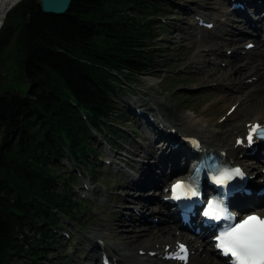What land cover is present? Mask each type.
Wrapping results in <instances>:
<instances>
[{"label": "trees", "instance_id": "16d2710c", "mask_svg": "<svg viewBox=\"0 0 264 264\" xmlns=\"http://www.w3.org/2000/svg\"><path fill=\"white\" fill-rule=\"evenodd\" d=\"M164 12L151 0H72L68 13L48 15L24 0L7 17L0 52L10 45L20 55L34 88L26 101L0 96V264L24 252L41 257L40 244L53 243L49 226L59 224V215L79 213L71 187L76 174L66 179L59 172L66 154L86 164L96 153L80 111L98 131L108 127L119 136L110 125L119 112L117 87L161 67L162 27L153 16ZM3 81L0 74V90ZM30 232L40 239L31 242Z\"/></svg>", "mask_w": 264, "mask_h": 264}, {"label": "bare ground", "instance_id": "6f19581e", "mask_svg": "<svg viewBox=\"0 0 264 264\" xmlns=\"http://www.w3.org/2000/svg\"><path fill=\"white\" fill-rule=\"evenodd\" d=\"M20 1L0 0V30L5 24L8 13ZM238 1L246 3L251 14L240 9L235 13L241 18H235L222 7L223 1H196L202 7L201 9L213 4L218 12L224 14L222 16L226 18V23H223L219 18L221 15L210 12L206 14L209 18L207 21L214 23L217 31L206 36L204 44L207 45L208 54L199 51L195 56L197 60L193 62L197 65L196 78L198 80L209 77L212 82L219 84V92L216 93V96L227 91L237 92L221 98L223 102L228 103V101L234 100L239 104L231 117L225 121V123L233 121L231 128L222 133L220 130L210 127V122L206 121L204 116L201 120L182 117L179 121L180 124L174 125L155 114L153 115L156 116L157 121L154 123L146 119L145 113L140 116L136 115L138 120L143 121V125L152 126L156 137L147 136L144 145L135 153L136 157L142 156L145 161L143 164H137V170L140 172L139 178L129 180L122 186L128 195L123 197L120 202L127 204L125 207L132 209L128 212H131L130 218H126L124 212L116 210L119 219L112 227L110 234L106 235L98 231L92 237L84 239L85 243L92 245L91 252L96 259L100 253L101 255L107 253L109 256L115 257L119 264H177L163 260L161 255L164 254L166 246H174L177 241L186 240L194 251L190 264H224L217 258V253L213 250L208 237L202 238L201 241H199V237L189 240L184 239L182 233H177L174 215L162 202V197L164 187H167L170 181L178 177L177 170L179 168L182 170L185 165L192 164L194 157L198 156L186 144L180 143V136L172 133L174 130L183 136L200 138L205 145L204 148L216 154L226 152L227 155L235 157L236 154L244 153L241 148H235V144L237 138L245 133L247 124L264 123V11H262L264 0L260 3L258 0ZM253 16L255 17L253 18ZM197 23L191 27L190 36L192 37L195 35L194 31H201ZM252 42L257 44L256 48L247 51L246 46ZM228 50L233 51L230 56L227 53ZM185 53L187 55L183 57L184 61L193 57L191 51L186 49ZM207 55L215 57L214 63L205 59ZM224 63L228 66L227 68L222 67ZM254 77L257 78V82L253 81L252 84H249L248 79ZM155 102L159 103V101ZM136 103L129 104V107H135ZM144 106L146 105H138L137 108ZM144 109L145 112L153 111L150 107H144ZM174 142L178 144L177 149H173ZM151 158L153 160L149 161ZM236 159L242 162L238 158ZM247 165L252 174L264 175L262 163L249 162ZM255 183L252 181V184ZM149 187L160 188L162 192L155 191L157 193L153 194H157V197L145 198V195L154 192L152 190L149 192ZM135 195L139 197L135 198ZM250 200L254 201V199ZM247 210L264 215V207L250 205ZM247 210L245 212H248ZM147 214H151L153 218H160L157 226L148 220ZM139 223L145 224L147 227L140 229ZM127 225L129 228L126 227ZM109 236L117 239L119 243L106 242ZM97 241L104 243L98 244ZM140 251H144L145 254L141 255ZM151 252H156L157 255L152 257Z\"/></svg>", "mask_w": 264, "mask_h": 264}, {"label": "rangeland", "instance_id": "374dc122", "mask_svg": "<svg viewBox=\"0 0 264 264\" xmlns=\"http://www.w3.org/2000/svg\"><path fill=\"white\" fill-rule=\"evenodd\" d=\"M158 1L168 7L167 14L157 18L162 23L161 42L158 45L159 54L164 57V60L160 62L161 67L154 73L130 79V85H125L127 88L123 91L119 92L117 89L115 97L118 107L125 115L121 129L126 137L114 150L105 143L106 136L109 137L108 131H104L102 136L95 133L92 143L97 145L99 157L92 162L97 165L98 182L91 179L86 169L80 166L77 168L83 176L78 178L75 190L77 196L89 206L80 213L83 222L80 223L79 220H76L75 223L66 224L65 221L61 231L56 233L61 244L57 248L49 247L39 264H53L55 261L66 260L69 264L100 263V255L96 261V258L89 253V244L84 242V237L92 236L98 231L106 235L110 234L112 227L119 219L116 210L124 212L127 214L126 217H129L130 209L120 202L123 197L128 195L122 186L127 184L129 179L138 177L140 174L137 165H135V169H132L131 164H134V154L144 145L145 138L147 136L156 137L151 128H146L134 116L136 111L142 112L144 107H150L153 111H147V114L151 119H154L153 114L161 115L174 125H179L182 117L201 120L204 116L206 121L210 122V127H214L222 133L232 126L233 121H228L221 126L220 119L232 105L237 103L234 100L226 103L221 98L234 92L227 91L216 96V93L219 92V84L212 82L209 77L198 80L196 78L197 65L193 62L197 60L195 56L199 51L208 54L207 45L204 44L206 36L217 30L212 32L202 30L192 37L190 36V25H195L194 17L197 15L216 12L215 6L212 4L201 9L202 7L196 3L197 0ZM226 7L229 9V4ZM186 49L193 54V57L188 61L183 60V57L187 55ZM214 58L207 55L205 59L214 63ZM16 70L19 73L20 67L15 63L11 46L7 45L4 51L0 52V74L4 76L6 82H3L4 89H16L15 86L13 87L14 78L19 75L14 73ZM155 101H159V103ZM135 102H137L135 107L130 109L129 104ZM142 104L146 106L137 108ZM240 156L241 154L239 158ZM64 163L69 169L73 168L70 160H66ZM155 169L157 170V168ZM119 176L124 181H118ZM101 183L109 188H105ZM145 197H156V194L151 192ZM150 219L157 220L158 218L151 217ZM126 227L129 228L128 225ZM142 227H146V225ZM108 241L113 244L119 243L112 236L108 237ZM13 264H31V260L25 256L15 257Z\"/></svg>", "mask_w": 264, "mask_h": 264}, {"label": "snow or ice", "instance_id": "6c2138e0", "mask_svg": "<svg viewBox=\"0 0 264 264\" xmlns=\"http://www.w3.org/2000/svg\"><path fill=\"white\" fill-rule=\"evenodd\" d=\"M251 47V45H249ZM264 139V127L259 124L250 126L247 136L249 144L253 137ZM239 169L225 171L217 179L218 184H225L234 176H242ZM173 199H189L198 195L197 191L190 185L177 183L172 188ZM215 220H233L226 209L220 204H209L208 210L204 213ZM217 247L225 257L231 258V264H264V218L258 215H249L242 221L233 222L228 225L217 238ZM187 249L184 245L179 246L178 253L172 257L184 261L187 264Z\"/></svg>", "mask_w": 264, "mask_h": 264}, {"label": "water", "instance_id": "95a60500", "mask_svg": "<svg viewBox=\"0 0 264 264\" xmlns=\"http://www.w3.org/2000/svg\"><path fill=\"white\" fill-rule=\"evenodd\" d=\"M37 3L40 5L42 12L48 15H64L69 11V8L71 6V0H38ZM22 29L23 25L20 27V31L17 33L16 36H19ZM20 60L21 59L19 57L16 58L17 62H20ZM23 73L24 71L21 70V74ZM22 84L24 86H29L26 92L23 93L18 91L3 90L0 92V96H15L21 101H26L29 98L30 93L33 89V84L30 80H24Z\"/></svg>", "mask_w": 264, "mask_h": 264}]
</instances>
